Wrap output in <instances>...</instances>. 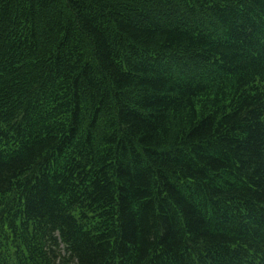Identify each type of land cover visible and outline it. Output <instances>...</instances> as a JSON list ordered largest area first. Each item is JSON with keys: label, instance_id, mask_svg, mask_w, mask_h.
<instances>
[{"label": "trees", "instance_id": "16d2710c", "mask_svg": "<svg viewBox=\"0 0 264 264\" xmlns=\"http://www.w3.org/2000/svg\"><path fill=\"white\" fill-rule=\"evenodd\" d=\"M0 264H264V0H0Z\"/></svg>", "mask_w": 264, "mask_h": 264}]
</instances>
